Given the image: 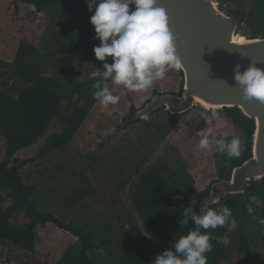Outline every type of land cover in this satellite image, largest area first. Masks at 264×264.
<instances>
[{"label": "trees", "instance_id": "1", "mask_svg": "<svg viewBox=\"0 0 264 264\" xmlns=\"http://www.w3.org/2000/svg\"><path fill=\"white\" fill-rule=\"evenodd\" d=\"M16 1L17 5H32L37 13L47 15L54 32L44 51L34 42L21 39L11 62L0 58V137L5 141V156L0 162V204L10 200V205L0 207V242H8L34 253L37 251L38 228L51 222L77 238L54 264H92L93 252L100 248L108 249L115 236L110 234L107 226L102 231L97 228L93 222L94 216L86 211L67 221L46 206H40L33 198L34 186L24 185L22 176L18 174L28 159L21 161L14 155L35 145L55 119L62 121L64 127L46 136V145L39 154L62 150L69 145L98 102L93 94L99 89L93 85L99 82L103 87L105 83L109 86L112 82L111 78L105 81L103 76L92 78L91 74L77 81L76 76H80L82 68L90 60L94 61L92 72H103L104 63L111 64L113 58L100 61L95 56L93 49L101 41L96 38L94 26L90 23V17L94 14V10H88L90 0ZM218 1L221 7L227 2L235 4L236 9L229 10V13L241 21L244 30L250 31V37H264V0ZM245 2L249 6H245ZM131 7L134 9V6ZM71 57L76 59V66L69 64ZM178 71L183 76L182 71ZM182 91L183 79L177 94ZM158 93L154 91L152 97ZM135 111L136 108L132 106L125 118V127L142 122L145 129L151 132L153 141L163 140L188 113L174 115L162 107L150 116L156 115V120L148 121L132 120ZM216 112L224 114L230 123L243 131L239 137L241 146L238 158H230L219 151L215 155L218 180L229 179L233 168L252 156L255 123L238 108H224ZM94 167V164L88 166L90 170ZM141 168L136 165L128 179H120V182L122 186L129 185L134 214L150 232L166 241V247L154 243L136 230L130 235L129 244L120 248L116 264H152L156 256L166 250H174L175 240L197 227L191 213L187 217V224L180 223L185 219V209L190 208L197 215H202L198 204L210 191L211 185L201 191L197 189L185 162H179L172 169L168 164L158 162L140 174ZM118 175L125 178L123 170ZM81 182L85 186L66 197L68 207L78 205L95 193L94 185L83 172ZM250 197H255L256 202ZM248 204L256 208V217L264 218V178L260 182L251 181L244 193L227 195L226 199L209 207L217 210L224 206L230 208L238 227L233 231L227 227L207 230L214 237L211 241L212 251L205 253L207 264H264V225L249 215ZM127 223L134 226L130 214ZM120 243L116 241L117 245ZM257 244L261 250L255 249ZM19 264L41 263L30 256Z\"/></svg>", "mask_w": 264, "mask_h": 264}, {"label": "rangeland", "instance_id": "2", "mask_svg": "<svg viewBox=\"0 0 264 264\" xmlns=\"http://www.w3.org/2000/svg\"><path fill=\"white\" fill-rule=\"evenodd\" d=\"M245 6H249L248 2H245ZM225 9L229 11L236 9V6L227 2ZM48 20L47 15L37 13L32 5L21 6L17 5L16 0H0V58L11 62L21 39L34 42L44 51L54 32V27ZM244 28L245 26L241 27L240 34L250 37V31ZM68 62L71 66H76L74 57ZM93 65L94 61H88L80 76L75 79L83 80L86 75L91 74ZM68 69L70 71V68ZM182 78L178 69L170 68L163 79L154 81L150 88L141 92L130 91L111 82L109 88L113 95L120 97L119 101L107 107L98 101L69 145L62 150L39 154L46 145V136L59 132L64 127L62 121L55 119L35 145L19 150L14 155V158L21 161L28 159V162L20 167L18 174L22 176L24 185L34 186L33 198L40 206H46L67 221L86 211L94 216L93 222L97 228L102 231L107 226L110 234L115 236L108 249L100 248L93 252L92 264H116L120 248L129 244L130 235L136 230L154 243L166 247V241L150 232L134 214L129 185L122 186L120 182V179H128L136 165L142 167L141 174L158 162L168 164L170 169L175 168L179 162H185L194 177L197 189L201 191L218 180L215 156L218 148L215 140L243 135V131L230 123L224 114H219V118L212 121L210 147L200 149L199 133L201 129L210 126L208 121L211 119V112L199 106L184 115L178 126L161 141H153L151 132L145 129L142 122L125 127V118L132 106L136 110L141 109L154 91L178 92ZM156 118L157 116L153 115L147 120L155 121ZM4 156L5 141L0 137V162ZM91 164L95 165L93 170L88 168ZM121 170L125 172V178L118 175ZM82 172L94 185L95 193L78 205L68 207L66 197L72 195L77 188L85 186L81 182ZM7 205H10V200L0 204V207ZM129 214L134 226L127 223ZM37 240V251L34 253L14 247L8 242H0V264H19L30 256L41 264H54L77 238L48 222L45 227L38 228ZM116 241L121 243L117 245ZM255 249L261 250L260 245L257 244Z\"/></svg>", "mask_w": 264, "mask_h": 264}, {"label": "clouds", "instance_id": "3", "mask_svg": "<svg viewBox=\"0 0 264 264\" xmlns=\"http://www.w3.org/2000/svg\"><path fill=\"white\" fill-rule=\"evenodd\" d=\"M131 6L134 9L130 11ZM88 10H94L90 23L94 26L96 38L101 41L93 49L96 58L100 61L113 58L111 64L104 63L103 72H92V78L103 76L105 81L111 78L114 85L141 92L150 88L154 81L163 79L170 68L181 67L169 17L166 10L158 6V0H90ZM240 67L236 66L234 79L242 89V98L246 101L256 98L264 102V69L255 64L244 71H240ZM93 87L99 89L94 92L93 98L105 107L116 104L120 99L112 94L107 83L101 87L97 82ZM218 118L219 113L212 111L208 121L210 126L200 130V149L210 147L212 121ZM215 144L221 154L226 153L230 158L240 156L241 140L238 136L230 140L216 139ZM250 200L256 202L255 197H250ZM246 207L249 215L264 225V218L254 215L256 208L252 204ZM189 213L197 227L179 236L175 240L174 250H166L156 256L152 264H207L205 253L212 251L211 241L214 239L207 230L227 227L233 231L238 227L231 209L226 206L219 210L208 208L202 215H197L190 208L185 209V219L180 221L181 224H187Z\"/></svg>", "mask_w": 264, "mask_h": 264}, {"label": "water", "instance_id": "4", "mask_svg": "<svg viewBox=\"0 0 264 264\" xmlns=\"http://www.w3.org/2000/svg\"><path fill=\"white\" fill-rule=\"evenodd\" d=\"M158 6L166 10L176 38L183 91L156 94L134 112L132 120H147L162 107L179 115L199 106L207 111L238 108L255 123L252 156L234 167L229 179L211 184L209 193L198 204L203 214L227 195L244 193L251 181L264 178V102L244 100L234 79L237 65L240 71L251 64L264 69V37L241 35V21L216 0H158Z\"/></svg>", "mask_w": 264, "mask_h": 264}, {"label": "built area", "instance_id": "5", "mask_svg": "<svg viewBox=\"0 0 264 264\" xmlns=\"http://www.w3.org/2000/svg\"><path fill=\"white\" fill-rule=\"evenodd\" d=\"M216 1H218V0H216ZM219 2V1H218ZM220 4V3H219ZM221 8H223V9H225V5L224 6H222ZM131 10H133V8L132 7H130V11ZM226 10V9H225Z\"/></svg>", "mask_w": 264, "mask_h": 264}, {"label": "flooded vegetation", "instance_id": "6", "mask_svg": "<svg viewBox=\"0 0 264 264\" xmlns=\"http://www.w3.org/2000/svg\"><path fill=\"white\" fill-rule=\"evenodd\" d=\"M183 79V78H182ZM179 92V91H178ZM178 92H176V94L178 93ZM151 98H153L152 96H151ZM147 102V101H146ZM146 102L143 104V106L146 104ZM164 108V107H163Z\"/></svg>", "mask_w": 264, "mask_h": 264}, {"label": "bare ground", "instance_id": "7", "mask_svg": "<svg viewBox=\"0 0 264 264\" xmlns=\"http://www.w3.org/2000/svg\"><path fill=\"white\" fill-rule=\"evenodd\" d=\"M240 37H243V36H240Z\"/></svg>", "mask_w": 264, "mask_h": 264}, {"label": "crops", "instance_id": "8", "mask_svg": "<svg viewBox=\"0 0 264 264\" xmlns=\"http://www.w3.org/2000/svg\"><path fill=\"white\" fill-rule=\"evenodd\" d=\"M22 6H25V5H22Z\"/></svg>", "mask_w": 264, "mask_h": 264}]
</instances>
